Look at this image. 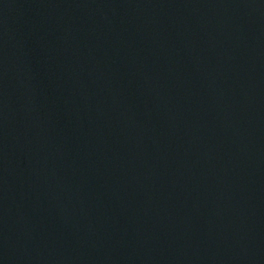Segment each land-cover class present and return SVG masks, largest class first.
I'll return each instance as SVG.
<instances>
[{
    "label": "water",
    "instance_id": "water-1",
    "mask_svg": "<svg viewBox=\"0 0 264 264\" xmlns=\"http://www.w3.org/2000/svg\"><path fill=\"white\" fill-rule=\"evenodd\" d=\"M0 264H264V0H0Z\"/></svg>",
    "mask_w": 264,
    "mask_h": 264
}]
</instances>
